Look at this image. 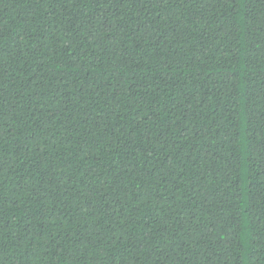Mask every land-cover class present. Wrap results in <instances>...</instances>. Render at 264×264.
I'll list each match as a JSON object with an SVG mask.
<instances>
[{
	"label": "trees",
	"instance_id": "1",
	"mask_svg": "<svg viewBox=\"0 0 264 264\" xmlns=\"http://www.w3.org/2000/svg\"><path fill=\"white\" fill-rule=\"evenodd\" d=\"M0 264H264V0H0Z\"/></svg>",
	"mask_w": 264,
	"mask_h": 264
}]
</instances>
